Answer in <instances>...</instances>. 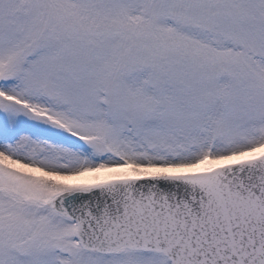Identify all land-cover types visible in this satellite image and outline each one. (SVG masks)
Listing matches in <instances>:
<instances>
[{"label": "snow or ice", "instance_id": "snow-or-ice-1", "mask_svg": "<svg viewBox=\"0 0 264 264\" xmlns=\"http://www.w3.org/2000/svg\"><path fill=\"white\" fill-rule=\"evenodd\" d=\"M0 264H264V0H0Z\"/></svg>", "mask_w": 264, "mask_h": 264}]
</instances>
